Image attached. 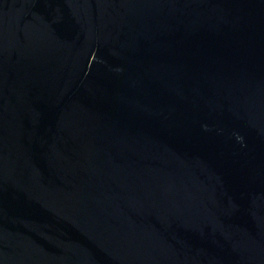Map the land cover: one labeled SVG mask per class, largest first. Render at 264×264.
I'll list each match as a JSON object with an SVG mask.
<instances>
[{
	"label": "water",
	"instance_id": "1",
	"mask_svg": "<svg viewBox=\"0 0 264 264\" xmlns=\"http://www.w3.org/2000/svg\"><path fill=\"white\" fill-rule=\"evenodd\" d=\"M0 264H264V0H0Z\"/></svg>",
	"mask_w": 264,
	"mask_h": 264
}]
</instances>
